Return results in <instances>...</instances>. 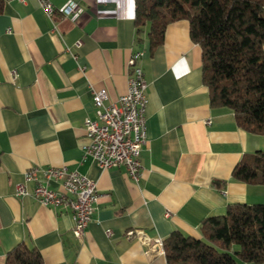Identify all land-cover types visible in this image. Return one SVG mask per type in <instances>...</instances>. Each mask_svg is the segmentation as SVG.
Instances as JSON below:
<instances>
[{"label":"crops","instance_id":"obj_1","mask_svg":"<svg viewBox=\"0 0 264 264\" xmlns=\"http://www.w3.org/2000/svg\"><path fill=\"white\" fill-rule=\"evenodd\" d=\"M38 1L5 0L0 14V264L21 242L33 245L43 264H166L162 247L126 232L200 238L201 221L228 205L264 204V185L231 176L244 154L264 151V136L210 106L201 51L185 20L168 25L150 55L146 36L135 42L134 0H48L50 18ZM72 2L79 9L63 17ZM135 51L148 84L138 182L122 167L101 169L82 158L89 145L83 120L94 118L91 91L105 89L109 101L123 95ZM33 166H66L95 182L99 198L80 241L68 210L17 195ZM236 251L232 246L236 264H264L241 261Z\"/></svg>","mask_w":264,"mask_h":264},{"label":"trees","instance_id":"obj_2","mask_svg":"<svg viewBox=\"0 0 264 264\" xmlns=\"http://www.w3.org/2000/svg\"><path fill=\"white\" fill-rule=\"evenodd\" d=\"M5 0H0V14ZM185 20L201 51V82L212 108L233 113L242 130L264 136V0H134L135 42L149 52L163 43L168 25ZM232 179L264 185V151L244 154ZM200 238L171 232L162 240L166 264L264 262V204H230L199 225ZM4 264H43L33 245L19 243Z\"/></svg>","mask_w":264,"mask_h":264},{"label":"built area","instance_id":"obj_3","mask_svg":"<svg viewBox=\"0 0 264 264\" xmlns=\"http://www.w3.org/2000/svg\"><path fill=\"white\" fill-rule=\"evenodd\" d=\"M23 3L25 0H11ZM39 6L50 18L54 5L48 0H39ZM79 9L77 2L61 9L63 17L73 15ZM10 32V30H8ZM140 51L131 54L126 62L127 90L114 101H109L105 89L92 90L91 100L94 118L85 117L83 130L89 139L83 159L91 157L101 169L122 167L128 177L138 182L142 166L139 155L146 142V94L147 81L139 64ZM16 74L13 73V80ZM55 183L57 188H52ZM30 184L31 192L25 185ZM30 194L40 204L66 209L72 220L71 232L79 241L95 210L99 193L95 182L76 169L33 166L24 173V184L18 185L17 195ZM126 236L142 245L161 248L162 240L151 238L142 230L130 229Z\"/></svg>","mask_w":264,"mask_h":264}]
</instances>
